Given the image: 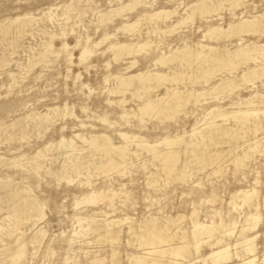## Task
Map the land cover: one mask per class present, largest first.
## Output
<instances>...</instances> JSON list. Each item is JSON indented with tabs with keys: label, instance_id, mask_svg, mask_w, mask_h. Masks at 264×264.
<instances>
[{
	"label": "rangeland",
	"instance_id": "rangeland-1",
	"mask_svg": "<svg viewBox=\"0 0 264 264\" xmlns=\"http://www.w3.org/2000/svg\"><path fill=\"white\" fill-rule=\"evenodd\" d=\"M128 1L129 0H0V23L4 20L7 21L9 18H14L17 15H22L24 13L30 12L34 14V17L39 19L37 20L38 22H27L21 24L14 23L12 24L11 28H6V30L5 28H2L4 31H8L4 35H2V32L0 31V61H4V59L5 61L7 60V63L4 62V64H6L3 65V67H0V104L6 101L4 109H2L3 111L0 109V120H3V122L7 121L4 123L9 124L14 118L20 117L23 112L28 113L30 111L37 110V112L39 111L41 113H46L48 112V107L50 108L59 106L62 108L65 103L70 107H67L68 109L67 111H65V114H69V109H71L73 111H71V113L74 116L77 115V117L79 118L75 119L72 114H69L70 116L72 115V117L67 114L62 115L61 112H58V114L56 115L55 113L57 112L51 111L48 112V117L52 115L50 117L51 120L50 118L47 119V121H50V125L47 121L45 122L48 126L45 123V125L42 123L38 124V126L34 125L33 122L31 123L30 121V124L29 122H27L28 124L26 123L28 129L26 130L29 131L27 132L29 136L26 135L25 139L13 137L14 140H18L14 142V140L11 138L7 139L6 142V139L4 137L5 135L1 134L2 136L4 135V138L0 136V141H2L0 143V156H4L3 160H1L0 162V180L12 179L13 181H11L15 185L17 182L19 183H17V187L23 186L31 188L30 191L33 192V196L36 195L35 197L40 199L39 201L45 204L43 207L45 213L44 219H42L36 226L32 227L30 223H28L26 225H23V227L21 228L22 231L24 230V239L22 244L23 246L25 245L23 248L24 258L21 264H88L89 261L97 256H100V258L106 257L104 259V261L106 260L105 264H133V261L131 260V258H129L130 255H138L143 252L142 248L137 245V241H134L136 240V238L128 233L127 223L122 224L119 227L120 239L115 245L118 254V262L115 259L116 256H112L113 246H111V243L106 241L104 242V239H96L95 233L86 235V232H84L85 228H83L86 226L85 222L84 224L79 225L74 217L77 216L79 218H85L89 214H98L100 211L110 212L109 206L104 201V203H97L98 206H96V204L95 206L93 204L92 206L90 204L85 205L86 203H81L78 207L74 206L76 202L75 200L79 199L80 201L83 198L84 193L90 191V186H87L88 184H86L85 182L87 181V179L93 184L94 187H110L114 189L113 186H115L116 188L114 190L117 191L118 189L119 194L114 196L113 200L116 211L114 214L112 212H110L111 214H109L112 216L118 215L117 217L128 216L134 218L135 221L132 219V221H134V228L139 229L140 226L144 224L145 220H149L150 218L158 217L159 219H162L163 217L165 218V216L166 218L168 216V219L169 217L173 218V220H176L177 218L178 221H175V225L173 226V228L179 226L188 234H190L189 232L191 231L190 226H192V219L196 220L198 218L201 222H204L206 224H208V222L210 224L211 221L217 222L218 224V222L220 223L222 221V225L224 226L236 222L233 233L231 235H226L227 237H225V243L228 244V251L231 252L232 257L231 259L223 261L222 264H238L240 262L239 258L234 254L239 249V245L235 244H237V236L242 229L244 234L251 237L255 236L253 244L257 257L256 263L264 264V152H262L264 151V114H262L263 112H261L264 111V82H262L264 76L260 79H256L253 84L246 82L244 83L241 80V71L244 68L255 65H259L264 68V60L258 59L255 62L251 60L249 61V63L242 65L240 63L238 64L239 67L238 65L236 67L238 68L237 71H235V68L234 70H232L231 74L229 70L223 69L225 72L222 70L214 74L212 73L210 76L205 75L206 77L201 76L200 78H195L194 76L196 74L195 69L198 66V64L196 65V63H199L201 60L200 59L199 61H197L198 59H196V57L182 62L179 60H176L175 63L174 61H172L171 63L168 62V65H155L154 59H157L159 55H168V53L172 51L173 48L176 49V47H182L185 44H187L188 47L190 46V49H195L194 47H198L200 44L213 45L216 46L221 52H224L226 49L233 48L238 38L237 35L233 37H228L225 35L226 37H222L221 35L224 34H220L218 35V37L217 35L203 36V34L206 32L207 26L209 24H214L215 26L218 25L221 28L226 29L230 22H234L235 20H237V16H234L231 10H229L228 3H224L219 7L217 6L216 11H211L207 14L205 13L204 16L203 14L196 12L192 20H188L186 23L179 26L172 32L161 31L160 29H157V25L160 26L163 30H166V27L171 25L173 22L175 23L178 17L180 18L181 15H184L183 11L186 5L195 0H140L139 2L141 3L139 4L138 2L137 7L132 8L133 10L125 8V10L123 9L122 13H112L109 19H111L112 17L113 18L111 20L107 19L106 23L99 21L102 12V14H105L110 7L116 8V6H119V4L125 5L126 3H128ZM71 2L72 4L76 5L79 10H81L82 14L78 16L77 19L75 18L76 16L72 15V18L70 17L68 21L63 20L61 16H59L60 12L62 11L61 9L64 5L71 4ZM88 4L91 7L88 6ZM243 4L244 5L241 6L240 10H237L238 14L239 12H242V10L244 11V13L239 15V17L243 16L244 18H251L253 16H259L260 23H264V17L262 18V16H264V0H243ZM161 8L168 10L175 9L177 11V14L175 13L171 15L164 21L158 20L159 22L156 21L157 24H154L155 22H151L150 20L145 18L147 16H143V18L145 19L139 16L146 13L152 14ZM50 9H52L54 13L56 10H58V12L56 11L55 13H59L57 17L58 20H56L58 21L57 23L56 21L50 22L48 17L43 13ZM136 19L138 23L134 25L135 27L133 32L120 28V26H122V23H133V21L135 22ZM72 22H75L74 24L76 26L72 24ZM58 23L60 26L58 25ZM2 25L5 24L3 23ZM65 26L67 27L65 28ZM48 30L57 33V35L52 40L53 50L55 51L49 53L47 56L48 58L46 57L45 61H41L39 52L43 48V43L49 39V35L46 34ZM259 31L241 34V37L243 38L242 42L244 44L248 42V44H251L252 42L256 43L259 46H264V30ZM104 32L109 33V39H106L104 42L100 43V45L93 47L94 49L93 54L90 55L91 57L88 56V58L85 61L81 62L82 64H80L78 56L80 55L81 45H83V42L86 40L85 38L90 36L88 37L90 41H99L100 37H103ZM85 34L87 35V37H85ZM136 40H147L150 42V45L138 52V54L137 52L135 54H122L123 56H119L117 60H115L113 57V51L106 50L112 42L115 43L117 41H127L129 43H134V41L136 42ZM64 41L67 43L68 49L71 48L70 50L72 52L73 63H69L68 61H66V57L64 55L66 54V51H58V49L62 45V42ZM11 44L13 47L11 46ZM88 62H90V64ZM213 64L214 62L211 61L206 63V66H210ZM148 70L152 72L155 70L160 72L165 71V73L169 74L177 73V79H179V81L176 86L184 91L191 88L200 89L204 86V91L206 92L208 87L213 84L211 82L215 83L223 77V79H226V77L229 78L231 81L229 79L228 81H230V84H232V86H228V90H217L216 92H211L212 94L210 93V91L207 92V94L204 93L203 95H201L202 97L198 98V101H196V103H194L195 101H193L195 97L190 98V102L187 101L186 104L184 103L181 107L182 111L184 110V113L180 112L181 109H179V111L175 112V114L174 112L171 113L170 117H172L173 114L172 118H166L164 115H154V117L153 115H150V113H143L142 117V115L138 112V106L143 101V99H145V97L147 96H149V98L151 97L152 99L156 98V96H162L166 89L165 86H170L172 82H170L169 80H154L150 83L151 88H149L148 90L136 92L133 86H130L131 89L129 88L127 92L125 91L124 94L123 92L119 91H117L116 93H112L109 90H111V88H116V77L113 78V76H116L117 74L128 76L137 72H146ZM234 71L235 73L233 74ZM9 72H13V74L16 75L15 78L17 80L12 79L8 75ZM192 72L194 73V78H190V80L188 74L190 75ZM76 74H80L81 77H79L78 79L74 78V76L76 77ZM197 74L198 76L200 75L199 72ZM207 78H209V82L203 85ZM192 79L194 81L191 83ZM197 79L200 82L195 81ZM13 80H15L16 82L14 81L13 83ZM72 80L76 81H73V83ZM81 83L84 84L83 87L81 86ZM134 83H136V81H134ZM251 97H253V99H251ZM122 98L127 100H125L126 102L123 106L118 104V100ZM247 98L250 99V102L253 101L254 105L251 104L252 106L248 105L249 107H244L245 104H243V106L242 104H239L241 100L246 101ZM108 100L111 103L108 102ZM19 107L22 109H20ZM81 107H85V110H82ZM213 107L214 110L212 111ZM246 108L258 109L259 116L250 118L248 120L249 122L245 124H239L238 122L236 123V121L234 120L235 118L233 117L235 111ZM123 109L128 110L127 112L129 113V115L125 116L126 118L120 117ZM205 111L208 113H206ZM134 112L138 115H132L134 114ZM59 113L61 115H59ZM175 115H177V118H175ZM64 116L66 117L64 118ZM67 116H69V118H67ZM100 117H105L106 121L105 119L102 120V118L100 120ZM158 117L161 119H159ZM169 118L172 120H170ZM79 120H84V126L76 125V123L80 124ZM107 120L109 121V124L107 123ZM196 121H198V124L194 125ZM211 123L221 124L224 128H231L234 126L233 128H235L239 133V136L238 138L236 137V139H228L225 136L223 138H220V136L215 133L216 142L221 143H211L207 146L200 145L195 149V153H201V151H203V154L206 155L212 154L216 150L222 151L223 149V152H225V154L222 152L220 158H224L222 160H220L219 158L217 160V163L211 165V168L218 164L220 167V171L214 175L210 174V172L212 171L210 165H207L202 169L204 171H201V168L199 169L198 166L194 165L195 163L187 160L190 159V155L192 153L183 150L185 148L184 143L178 146L179 149L182 148V150L180 149L181 154L179 159H182L185 163L187 162L188 164H192L190 166V164L188 165L186 163L185 172L187 173V178L184 179L185 181L182 179H175L176 181H173L174 178H172L173 180L171 178L167 180L168 183L166 181H162L164 180V172L161 170L160 162H157V160H153V158L151 159L150 157H152V154H149V152H145V150L143 149H139V152L137 146L134 143H131V145L129 146L130 149L133 148L132 151L137 150V152L140 154L138 155L139 158L138 156L133 155L130 158L132 159L131 162H129L130 160H128L129 163L126 165L125 169L127 170V172H119V174H117L116 171H111V173L109 172L108 175L102 170H96L93 168H90L89 173H85V171L82 170V172H80L79 174L80 176L76 173L66 174L60 172L62 164H66L67 162H64L65 157L63 156L65 155L63 152L64 150H66V143L65 141H63V144L62 142L59 143L62 137H64V139L66 138L65 140L73 141L75 139L76 142L74 141L73 143H76L75 146L77 148H81L82 151L84 150L82 152L84 155H92V158L94 157L95 161H98L97 159L99 158V155H96L97 152H91L90 147L87 146L88 144L86 142L84 144L82 138H89V135H99L100 133L108 136L110 135L109 137L111 141L114 144L118 145L123 143V140L119 137V135L117 136L120 130L121 132H127L131 135L135 133L134 135L142 136L150 144L159 143L163 137H174L176 134L182 135L184 141L186 142H191V140L194 142L196 136L192 135L193 132L205 129L207 128L206 125H210ZM40 125H43L44 127ZM62 127H64L65 129H62ZM240 127H243V130H241ZM245 128H249L250 131L247 132V129ZM203 131L205 133H208L210 130L205 129ZM62 134L65 136H63ZM75 134H80L84 137L80 136L82 137L80 138L77 136L78 138H80L79 140L76 136H74ZM26 138H28L27 141ZM243 140H245V142ZM252 140H255L254 142L258 143L257 146L259 145V147H257V150L252 151V153L250 152L251 154H249V159H245V163L244 165H242V167L234 166L235 164L232 161L233 158L236 157L235 155H240L242 152H244L243 150L246 151V149H248L247 141L251 142L249 144H254ZM233 141L235 142L233 143ZM48 142H53V145H55L51 147L52 149L50 148L51 150H47V148H45V145L47 146L49 144ZM225 142L227 143L225 144ZM57 144H62V146H57ZM233 144L236 145L233 146ZM229 145L232 146L230 147ZM163 147L164 146L162 145L159 146V148L161 149ZM36 149L42 150L44 152V157H41L40 159V162L43 161V167H41L40 169L32 171V169H29L28 166H15L11 163V159L16 156H20V153L22 152L26 154V156L29 155L28 157L34 156L37 151ZM45 152L47 154H45ZM184 152H187V154L185 155ZM259 152H261V154ZM226 154L228 155V157ZM140 155L142 156L143 161L141 160ZM230 157L232 160L230 159ZM26 158H24L23 161H26ZM5 159L7 163L4 162ZM147 160L150 163L152 162V164L146 163L148 162ZM182 160L178 161L180 163H178L179 166L183 165ZM129 164H132V167ZM46 165L51 168V172L46 171ZM188 169L190 170V172ZM97 171L100 173H98ZM150 171L151 173H149ZM157 171H160V175L158 177H156L159 174ZM4 172H6V174ZM84 173L86 176L84 175ZM146 173H149L148 176ZM152 174L153 178L159 180H157V182L155 183L156 186H151L149 185L150 182H146L147 179H152ZM189 174L192 175L190 178H188L190 176ZM68 176L72 178V181H67L66 178H68ZM160 181L161 185H159ZM163 182L166 184H163ZM242 189H256V193L253 199H251L244 206H241V200L235 197L237 195V192ZM121 190H125L127 194L122 193ZM122 198L124 199L121 200ZM231 200H233V203H230ZM3 204L4 203H2V205ZM234 204L237 206L236 209L233 207ZM2 205L0 206L2 207V210L0 209V215L3 218L0 216V219H4V217L6 216V213L4 212H7L5 204L4 206ZM96 207L100 208L97 209ZM194 209L195 215L192 216V210ZM256 211L258 213V218L255 220L257 221H248V214L250 212L253 213ZM150 215L152 217L148 218ZM189 215L191 218L189 217ZM3 222L4 220H0V223ZM137 222H139L138 225ZM40 226L41 228L43 227V231L45 230V236H43L42 238L39 237V240L35 241L34 243L30 242L36 228H39ZM252 226H254V228L249 229ZM217 231H215L214 234H218L217 236H219L221 229H218ZM72 235H76L74 236L75 238ZM216 235H214V237ZM68 238L72 241L70 240L69 242V240H67ZM176 238H174V241L177 242V239L179 240V238ZM205 238L198 237L195 240H193V238L191 237L188 238V240L192 243L199 240V242L201 243L199 254L202 256H206L211 251L210 247H208V244H205L204 242ZM64 239H66L67 241H64ZM94 239L95 241H93ZM88 241L89 244L86 243ZM24 242L26 244H24ZM134 242H136L135 245ZM5 243L9 245L11 243L10 238H4L3 241L0 240V264H12L10 262L9 256L7 254H5L6 256H4L3 254V246H6ZM137 251L140 253H138ZM131 252H136V254H132ZM191 252L193 254H191V258L195 257V249L192 248ZM169 257L170 256L168 255L163 259H167ZM208 261H206L205 264L212 263L210 260ZM179 262L184 261L179 260Z\"/></svg>",
	"mask_w": 264,
	"mask_h": 264
},
{
	"label": "bare ground",
	"instance_id": "bare-ground-1",
	"mask_svg": "<svg viewBox=\"0 0 264 264\" xmlns=\"http://www.w3.org/2000/svg\"><path fill=\"white\" fill-rule=\"evenodd\" d=\"M139 1L140 0H129L128 3H126L125 5H120L119 4L118 7L116 6V8L115 7L114 8H111L110 7L111 9L109 8V10H107L106 13L104 12L105 14H102L103 12L100 10L102 13H101V18L99 19V21L106 23L107 19L110 18V15L112 13H114V12H116V13H122L123 12V9L125 10V8H128L130 10H133L132 8H136ZM85 3H87V2H85ZM140 3L141 2H139V4ZM224 3H228L229 10H231V12H232V14L234 16H237V20H235L234 22H230L228 24V27L226 29L221 28L218 25L215 26L214 24H209L207 26L206 32L204 31L205 33L203 34V36H206V35H215V36L217 35L218 36L220 34H224V35H221V36L223 37V36L226 35L228 37H230V36L233 37V36L237 35L238 38H237L236 43L234 44L233 48L226 49L224 52H221L216 46H213V45L200 44L198 47H194L195 49H190V46L188 47V45L185 44L182 47H176V49L173 48L175 50L172 49V51H170L168 53V55H165V54L159 55V57H157V59H154L155 65L156 64H158V65L159 64H164L165 65L168 62L171 63L172 61H174V63H175L176 60H179V61L182 62V61H186V60H188L190 58L192 59L193 57H196V59H198L197 61H199L200 59L201 60H200L199 63H196V65L198 64V66L195 69L196 70V72H195L196 74L194 76H195V78L196 77H199L200 78L201 76L203 77L205 75L206 76L207 75L210 76L212 73L213 74L214 73H217L218 71H222L223 69L224 70H226V69L229 70V72L231 74L232 73V70H234L237 67V65L240 64V63L242 65V64L249 63V61H251V60H253V62L257 61L258 59L264 60V46L263 45L262 46L261 45L259 46L256 43H252V42H251V44H248L249 42L244 44L242 42L243 41V38L241 37V34H243V33H251V32L253 33V32H257L259 30H261V31L264 30V23L263 24L260 23L259 16H253L251 18H248V17L247 18H244L243 16L239 17V15H241V14L244 13L243 10H242V12H239V14L237 13V10H240L241 6L244 5L243 4V0H195V1L191 2L190 4H187L186 5V7H185V9L183 11L184 12V15H181L180 18L178 17L177 18V21H175V23L173 22L171 25H169L168 27H166V30H163L158 25H157V29H160L161 31L172 32V31L176 30L179 26H181L184 23H186L188 20H192V18L195 15L196 12H199L200 14H203V16H204L205 13L207 14V13H210L211 11H216V7L217 6L219 7L222 4H224ZM121 4H123V3H121ZM88 6H90V5L88 4ZM92 7H93V5H92ZM61 10L62 11L60 12V15H59V13L58 14H55L56 11L58 12V10H56L55 13H54L52 11V9H50L48 11H45L43 13L48 17V19H49L50 22H55L56 20H58L57 19L58 15L61 16V18L63 20H67L68 21V19H70V17L72 15L73 16H76L75 18L77 19V17L82 14L81 10H79L76 5L72 4V2L69 5L68 4L67 5H64ZM104 11H106V10H104ZM85 12H87V11H85ZM176 12L177 11L175 9L174 10H168V9L161 8V9H158L157 11H155L152 14L149 13L150 15L147 14L146 12H145L146 14H142L140 12L142 15H139V16L142 17V18H143V16L144 17L147 16L145 18H147L151 22H155L154 24H157L156 21H158V20L164 21L165 19H168L171 15L175 14ZM113 15H115V14H113ZM120 16H121V14H120ZM98 17H100V16H98ZM263 17L264 16H262V18ZM145 18H143V19H145ZM111 19H109V20H111ZM37 20H39V19H37L36 17H34V14L32 12H30V13H24L22 15H17L14 18H9L7 21H5V20L2 21L0 23V31L2 32V35H4L8 31H4L2 28H5V30H6V28H8V29L11 28L12 24H14V23L21 24V23H27V22H29V23L30 22H38ZM57 22L58 21H56V23ZM3 23L5 25H2ZM74 23L72 22V24H74ZM136 23H138L137 19H136L135 22L133 21V23H124V24L122 23V26H120V28L133 32L134 27H135L134 25ZM80 24H81V21H80ZM58 25H59V23H58ZM66 27L67 26H65V28ZM120 28H118V29H120ZM56 29H57V27H56ZM63 30H64V28H63ZM69 31H71V30H69ZM46 34L49 35V39L43 43V48L39 52V57H40V60L41 61H45V59L48 56V54L55 51V50H53L52 40L57 35V33H55L54 31H49L48 30V32H46ZM111 36H112V34H111ZM85 37H87L86 34H85ZM88 37H90V36H88ZM88 37L85 38L86 40L84 39L85 40L83 42L84 44L81 45L80 55L78 56L79 61H80V64H82L81 62L85 61L88 58V56H90L91 54H93V49H94L93 47H95L97 45H100V43L104 42L106 39H109L110 35H109V33L104 32L103 33V37L102 38L100 37V40L99 41H94V42L90 41ZM126 42L125 41L124 42L117 41L115 43L112 42L111 44L109 42L110 45L109 46L107 45L108 47H107L106 50L113 51V55H114L113 57H114L115 60H117L118 57L121 56L122 54H124V55L125 54L126 55L127 54H133V53L135 54L136 52L138 54V52H140L141 50L145 49L147 46L150 45V42L147 41V40H143V41L142 40L141 41L140 40H136V42L134 41V43L133 42L132 43H129V42L126 43ZM76 43H79V42H76ZM11 46H12V44H11ZM70 49L71 48L68 49L67 43L65 41L62 42L61 47L58 49L59 52L60 51H66V54H64V55L66 57L65 58L66 61H68L69 63L72 62V52H71ZM30 52H31V49H30ZM57 54H59V53H57ZM6 61H5V59H4V61H0V67L1 66L3 67V65H5L7 63ZM211 61H213L214 64L213 65H210V66H208V65L206 66V63L211 62ZM4 62H6V63L4 64ZM88 63L90 64V62H88ZM201 63H202V65H201ZM31 65H33V64H31ZM164 65H162V66H164ZM88 67H90V66H88ZM238 67H239V65H238ZM237 69L238 68H236L235 71H237ZM157 70H155L153 72L150 71V70H148L146 72L145 71H143V72H137L135 74H131V75H128V76H124V75H121V74H117L116 76H113V78L116 77V79H115V81L117 83L116 84V88H111V90H109V91H111L112 93H116L117 91H119V92H123V94H124L125 91L127 92V90L130 88V86H133L134 90L136 92H139V91L148 90L149 88H151L150 83L152 81H154V80L155 81H165V80H169L172 83L170 84V86H167V85H166L167 87L165 86L166 89H165L164 94L162 96H156V95H158V94H156L155 95L156 98H154V99H152L151 97L149 98V96H147V97H145V99H143V101L138 106V112L142 115V117H143V113L144 114L145 113H147V114L150 113V115H153V116L154 115H159V116L160 115H164L166 118H168V117H170L171 113L174 112V114H175V112L179 111V109H181L182 105L184 103L186 104V102L189 101L190 98L195 97V99L194 100L192 99V100L195 101L194 103H196V101H198V98L199 97H202L201 95H203L204 93L207 94V92H209V91L211 93L213 91L216 92L217 90L219 91V90H224V89H227L228 90L227 87L228 86H232V84H230V81L231 80L229 78L226 77V79H223L224 77L221 76L223 78L222 79L219 78L220 79L219 81H216L215 83L214 82H211L213 84H211L210 86L207 85L209 87L206 90V92L204 91V86L202 88H200V89H197V88H194L193 89V88H191V89H187L186 91H184V90L179 89L178 86H176V84L179 81V79H177V73L176 74H169V73H165V71L164 72H160V71H157ZM68 71H69V69H68ZM235 71L233 72V74L235 73ZM198 72L200 74L199 76L197 74ZM224 72H221V73H224ZM241 72H242L241 73V80L244 83L246 82V83H252L253 84L256 79H260L261 77L264 76V68L261 67V66H259V65L248 66V67L244 68ZM182 74H184V73H182ZM193 74H194L193 72L190 75L188 74L189 79L190 78H194ZM8 75L12 79H16L15 78L16 75H14L13 72H9ZM79 77H81L80 74H76V77L74 76V78H76V79H78ZM215 77H218V76H215ZM209 78H207V80H205V82H204L203 85H205L206 83L209 82ZM211 78H213V77H211ZM228 79L230 81H228ZM14 81L15 80H13L12 82L14 83ZM73 81L74 80H72V82ZM134 81H136V83H134ZM193 81L194 80L192 79L191 83ZM195 81H199V80L197 79ZM262 82H264V79L262 80ZM158 84H159V82H158ZM81 86L83 87L84 84L81 83ZM77 88H79V87H77ZM232 90H233V88H232ZM136 92H134V93H136ZM145 92H147V91H145ZM226 93H227V91H226ZM17 99H19V98H17ZM251 99H253V97H251ZM125 100L126 99H123V98L122 99H119L118 100V104H120V105L123 106L124 103L127 101V100L126 101ZM19 101H21V100H19ZM108 102H110V101L108 100ZM5 103H6V101L5 102H2L0 104V109L1 110L4 109ZM22 104H23V102H22ZM239 104H242V106H243V104H245L244 107L245 106L249 107L251 104L254 105L253 104V101L250 102V99H248V98H247L246 101L241 100V102H239ZM67 107H69V105H67L65 103L62 108L59 107V106H55V107H50V108L48 107V109L47 108L46 109L48 110V112H51V111L57 112V113H55L56 115L58 114V112H61L62 115H64L65 114V111H67V109H68ZM20 109H22V108H20ZM81 109L82 110H85V107H81ZM69 110L68 111L70 113L69 112L68 113L69 114H72L71 113L72 110L71 109H69ZM204 110H206V109H204ZM213 110H214V107H213L212 111ZM63 111H64V113H63ZM127 111L128 110H126V109L124 110L123 109L122 112H121L120 117L123 118V117L129 115V113ZM183 111H182V109L180 110V112H183ZM206 111H208V110H206ZM258 111H259L258 109H254V108H251V109H249V108L239 109V110L235 111L233 117L235 118L234 120L236 121V123L238 122L239 124H245V123L249 122L248 120L250 118H252V117L255 118V117L259 116L258 115ZM48 112L41 113L39 111L37 112V110L36 111H30L28 113H24L23 112V114L20 115V117L14 118L9 124L4 123V122H7V121H4L3 122V120H0V136H2L1 134H4L5 136L4 135L3 136L5 137L6 142H7V139H11V138L13 139V137H16V138H19V139H25L26 135L29 136V134H27V132H29V131H27L28 129H27L26 123L30 121L31 123L33 122V124L34 125H37V126H38V124H42V123L44 124L47 121V119L52 116L51 115L50 117H48V114H49ZM180 112H178V113H180ZM261 112H263L262 114H264V111H261ZM206 113H208V112H206ZM51 114H53V113H51ZM69 114H67V115H69ZM59 115H61V114L59 113ZM72 115L71 116L69 115V116L72 117ZM132 115H135L136 116L138 114H135V112H134V114H132ZM69 116H67V118H69ZM99 116H101V115H99ZM176 116L177 115H175V118H177ZM58 117H57V119H58ZM65 117L66 116H64V118ZM74 117H75V119L76 118L79 119L77 117V115L74 116ZM172 117H173V114H172ZM172 117H170V118H172ZM233 117H231V118H233ZM101 118L102 117H100V120H101ZM104 119H105V117L102 118V120H104ZM159 119H161V118H159ZM50 120H51V118H50ZM141 120H142V118H141ZM170 120H172V119H170ZM105 121H106V119H105ZM178 121H176V122H178ZM30 122H29V124H30ZM47 122L50 125V121H47ZM79 122H80V124L79 123H76V125L84 126V124H83L84 120H79ZM108 122L109 121L107 120V123ZM45 124L47 125V123H45ZM111 124H112V122H111ZM197 124H198V121H196L194 125H197ZM40 126H43V125H40ZM206 126H207V128H205V129H209L210 130L208 133H205L203 131L205 129H202V130L197 131V132L194 130L195 132H193V134H192V135H195L196 136L194 142L192 140H191V142H189V141L186 142V141H184V138H183L182 135L179 134L180 135L179 136L178 134H176L174 137H168V136L163 137L160 140L159 143L150 144L142 136L134 135L135 133L131 135V134L127 133V132H121L119 130L117 136L119 135V137L123 140V143L116 145V144H114L111 141V139L109 137L110 135L108 136V135L100 134L99 133V135L98 134L89 135V138H82L84 136L80 135L81 133L80 134H75L74 136H76V137L77 136L78 137L82 136L80 138L83 139L82 141L84 142V144H85V142L88 144V145L87 144L86 145L90 147L91 152L94 151V152H97L98 153V154L96 153V155H99V158L97 159L98 161H95L94 157L92 158V155L91 156L90 155H84L82 153L84 150L82 151L81 148L80 149L77 148L75 146L76 143L75 144L73 143L75 141V139L73 141L72 140H65L66 138L64 139V137H62V139L60 140L59 143L62 142V144H63V141H65V143H66V145H65L66 150H64V152H63L65 155H63V156L65 157V161L64 162H66V161L67 162H66V164L65 163L62 164V168H61L60 172H63V173H66V174L76 173V174L79 175L80 172H82V170L85 171V173H87V172L89 173L90 172L89 171L90 168L91 169L93 168V169H96V170H102L103 172H106L108 175H109V172L111 173V171H116L117 174H119V172L120 173L127 172V170H125V169H126V165L129 162H131V160H132V159H130L131 156H133V155L138 156L140 154V153L137 152V150L132 151L133 148L130 149L129 146L131 145V143H134L137 146L138 151H139V149H143V150H145V152H149V154L150 153L152 154L151 155L152 157L149 156L151 159L153 158V160H157V162L158 161L160 162L161 170L164 172V180H162V181H164V182L166 181L167 182V180H169L170 178L171 179L174 178V180L172 179L173 181H176L175 179H180V180L182 179V180H184V179L187 178V173L185 172V168H186V163L187 162L185 163L182 159H179L180 154H181V150H182V148H180L181 150L178 148V146L180 144H183L184 143V147L185 148L183 150L192 153L190 155V159H187V160L195 163L194 165L198 166L199 169L201 168V171H204L202 169L205 168L207 165H210V168H211V165L212 164L218 162L217 160L222 155L221 153L223 152V149H222V151L216 150L212 154H207V155L206 154H203V151H201V153H195V149L197 147H199L200 145H206L207 146V145H209L211 143H213V144H215V143H221V142H216V140H215V138H216L215 137V133L218 136H220V138H223L225 136L228 139L229 138H235L236 139V137L238 138V136H239L238 131L235 128H233L234 126L231 127V128H224V127H222L221 124H218V123L217 124L211 123L210 125H206ZM64 127H62V129ZM74 129H75V127H74ZM74 129H72V130H74ZM245 129H247V132L250 131L249 128H245ZM29 130H30V127H29ZM241 130H243V127L241 128ZM252 133H253V131H252ZM183 135H185V134H183ZM63 136H65V135H63ZM80 138H78V139L80 140ZM27 139L28 138H26V141H27ZM16 140H18V139H15L14 142ZM243 141L245 142V140H243ZM249 141H247L248 142V145H247L248 146V149H246V151L243 150L244 152H242L240 155L236 154L235 155L236 157L233 158V161L232 162L235 164L234 166H238V167L241 166L242 167V165H244V163H245V159L249 157V154H251L252 151H256L257 150V147H259V145L257 146L258 143L254 142L252 140V142L254 144H249V143H251ZM1 142L2 141H0V143ZM83 142H82V144H83ZM222 142H224V141H222ZM227 142H225V144ZM234 142L235 141H233V143ZM62 144H57V146L58 145L62 146ZM259 144H260V142H259ZM160 145H162L164 147L161 149V148H159ZM234 145H236V144H233V146ZM262 145H263V143H262ZM41 146H42V144H41ZM53 146H55V145H53V142H52V143H49L47 146L45 145V148H47V150H48V149H50ZM229 146L231 147L232 145H229ZM63 148H64V146H63ZM228 150H229V147H228ZM262 150H263V148H262ZM234 151H237V150H234ZM262 152H264V151H262ZM22 153H20L21 154L20 156H16L14 158L12 157L13 159H11V163L13 165H15V166H24V167L28 166L29 169H32V171L33 170H38L41 167H43V164H42L43 161L40 162L41 157L42 158L44 157L43 156V153L44 152L42 150H37L36 153L34 154V156H30V157H28L29 155L26 156V154H24V153L22 154ZM223 153L225 154V152H223ZM259 153L261 154V152H259ZM45 154H47V153L45 152ZM186 154H187V152L185 153V155ZM3 157L0 156V162H1V160H3ZM46 157H48V156H46ZM188 157H186V158H188ZM227 157H228V155H227ZM24 158H26L25 159L26 161H23ZM138 158H139V156H138ZM223 158L224 157H222V159ZM222 159L220 158V160H222ZM230 159H231V157H230ZM128 160H130V161L128 162ZM141 160L143 161L142 156H141ZM179 160H182L183 161V165L182 166H179L178 165V163H179L178 161ZM9 161H10V159H9ZM4 162H6V159L4 160ZM2 163H3V161H2ZM146 163H150V162L148 161ZM150 164H152V162ZM129 165H131V167H132V164H129ZM157 165H158V163H157ZM191 165L192 164H190V166ZM148 166H150V165H148ZM151 166H153V165H151ZM187 168H189V167H187ZM219 168H220L219 167V164L218 165H215L213 168H211L212 171L211 172L209 171L210 174L211 175L217 174L220 171ZM45 169H47L46 170L47 172H51V168L50 167L47 166ZM155 170H156V168H155ZM102 171H101V173H102ZM157 172L159 173L160 171H157ZM189 172H190V170H189ZM4 173L6 174V172H4ZM85 173H84V175H85ZM98 173H100V172H98ZM149 173H151V171ZM153 173H155V172H153ZM148 174H147V176H148ZM124 175H126V174H124ZM159 175H160V173L156 177H158ZM191 176L192 175H190L188 178H190ZM151 178L153 180L152 179H147L149 181L146 180V182H148V183L150 182L149 185L154 186L158 179L156 180L155 178H153V174H152V177ZM66 179H67L68 182L72 181V178H70L69 176ZM11 180L12 179H10V180L9 179L0 180V192H1V194H0V203H1L0 206L2 205V203H4L5 206H6L5 208L7 210V212H4V213H6V216L4 217V219H0L2 221L4 220L3 223H0V240L3 241L4 238H6V239L7 238H10V242L11 243L9 245H7V243H8L7 242V243H5L6 246H3V254H4V256H6L5 254H7L9 256L10 262L12 264L13 263L14 264H21L22 263V260L24 258V249L23 248L25 246V245L23 246V244H22L23 239H24L23 238L24 237V230L22 231L21 228L23 227V225H26L28 223H30V225L32 227L33 226H36L42 219H44L45 213H44V208L43 207H44L45 204H43V202H40L39 201L40 199H38V198L35 197L36 195L33 196V192L30 191L31 188H29V187H23V186L22 187H17L18 186L17 185L18 182L16 183V185H17L16 186L12 182L13 180L12 181ZM85 182H86V184H88L87 186H90V191L87 192V193H84L83 198L80 201H79V199L75 200L76 202H75V205L74 206L75 207H78L81 203H84V204L86 203L85 205H87V204L89 205L90 204L91 206H92V204L94 206L96 204V206H98L97 203H99V202H102V203L106 202L107 205L110 208V212H112L114 214L115 211H116V208L114 207L113 200H114V196H116L117 194H119L118 193V189L116 191V190H114L116 188L115 186H113L114 189H112V188L108 187L109 185L107 186L108 188H105V187L104 188H102V187H99V188L98 187H94L93 184L88 181V179ZM164 182H163V184H166ZM159 185H161V181H160V184ZM117 188H118V185H117ZM159 189H162V188H159ZM122 193L127 194V192H125V190L122 191ZM255 193H256V189L255 190L254 189L253 190H250V189L249 190L242 189V190H239L237 192V195L235 197H237L238 199H240L241 202H242V205L241 206H244L251 199H253V197L255 196ZM115 198H118V197H115ZM123 199L124 198H122L121 200H123ZM230 203H233V200H231ZM4 204L2 206H4ZM100 205H101V203H100ZM233 207L235 209L237 208V206L235 204H234ZM98 208H100V207H98ZM0 209L2 210V207H0ZM110 212L100 211L98 214H95V213L89 214L85 218L84 217L79 218L77 216L74 217V218L77 220V222L79 223V225L84 224V222H85L86 226L83 227V228H85L84 229V232H86V235H89L91 233H95L96 234V237H95L96 239H102V240L104 239V242L106 241V242L111 243V246H113L112 256H116L115 259H116L117 262H118V259H117V255L118 254H117L115 245L118 243V241L120 239L119 238L120 237L119 236V232H120L119 227L122 224H125V223L128 224L127 225L128 233L131 236H134L136 238V240H134V241H137V245L139 247H141L142 250H143V252H141V253L137 251L138 253H140V254L137 253L138 255H130L129 258H131V260L133 261V262L132 261L131 262L133 264H163V263L164 264H205V262L208 261V260H210L212 262L211 264H222L223 261H226L228 259H231V257H232L231 252L228 251L229 246H228L227 243H225V237H227L226 235H231L233 233V229H234V227L236 225V222H233L231 224H227L226 226H224V225H222V221L221 220H220L221 222L220 223L218 222V224H217V222H214V221H211L210 224H209V222H208V224H206L204 222H201L198 218L196 220H193L192 219V226H190L191 227V231L189 232L190 234H188L185 230H182L181 227H179V226H176L175 228H173V226L175 225V221H178L177 218H176V220H173V218H170L169 217V219H168V216H167V218L165 216V218L163 217L164 219L163 218L162 219H159L158 217L157 218H154V217L153 218H150V217H152L150 215L148 217L150 219L149 220H145L144 224H142V226H140V228L138 229V228H134V221H135L134 218H131V217H128V216H126V217H117L118 215L117 216H112V215H110L111 214ZM124 215H126V214H124ZM191 215L192 216L195 215V209L192 210V214ZM220 216H221V214H220ZM189 217H190V215H189ZM257 218H258L257 211L256 212H253V213L250 212L248 214V216H247V220L248 221L249 220H255ZM132 219L134 221H132ZM145 219H146V217H145ZM255 221H257V220H255ZM141 222H140V225H141ZM138 224H139V222H137V225ZM42 228H41V226L39 228H36L35 232L33 233V236L31 237L32 240L30 242H33L34 243L35 241H38L39 240V237L42 238L43 236H45V233H44L45 230L43 231ZM246 228H248V227H246ZM253 228H254V226L250 227L249 229H253ZM218 229L219 230L221 229V232H220V235L219 236H217L218 234L217 235L214 234L215 231H217ZM27 230H28V228H27ZM73 234H75V233H73ZM214 235H216V236L214 237ZM72 236L74 237L76 235H72ZM176 237L179 238V240ZM189 237L193 238V240H195L198 237H200V238H203V237L205 238L206 237L204 242H205V244L206 243L208 244V247H210V249H211L210 253H208L206 256L205 255L204 256L200 255L199 254V249L201 247V243L199 242V240H197V242L194 241V243H192L191 241L188 240ZM174 238L177 239V242L174 241ZM53 240H54V238H53ZM65 240L66 239H64V241ZM67 240H69V238ZM70 240H69V242H70ZM254 240H255V236L251 237L249 235L244 234L243 233V229L240 231L239 235L237 236V240H236V243L237 244H235V245H239V249L234 254L236 257L239 258V261L240 262L238 264H257L256 263L257 257H256V253H255V247H254V244H253L254 243ZM93 241H95V239ZM54 242H55V240H54ZM73 242H74V240H73ZM36 243H38V242H36ZM86 243L89 244V241L86 242ZM135 243L136 242H134V245H135ZM24 244H26V243L24 242ZM3 245H4V243H3ZM50 245H51V242H50ZM69 246H71V245H69ZM47 248H49V247H47ZM141 248H139V249H141ZM192 248L195 249V255H196V256L194 255L195 257H193V258H191ZM139 249H137V250H139ZM126 254H127V252H126ZM132 254H136V252H133ZM168 255L170 256L169 258L163 259L164 257L166 258V256H168ZM105 258L104 257L100 258V256L99 257L97 256L94 259H92L91 261H89L88 264H105V261H106V260L104 261ZM111 258H113V257H111ZM127 260H128V258H127ZM179 260L180 261L183 260L184 262H179ZM7 261H8V258H7ZM4 263H5V261H4Z\"/></svg>",
	"mask_w": 264,
	"mask_h": 264
}]
</instances>
